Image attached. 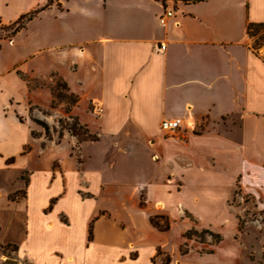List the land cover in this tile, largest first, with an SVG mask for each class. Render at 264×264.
<instances>
[{"label": "crops", "instance_id": "crops-1", "mask_svg": "<svg viewBox=\"0 0 264 264\" xmlns=\"http://www.w3.org/2000/svg\"><path fill=\"white\" fill-rule=\"evenodd\" d=\"M47 1L0 0L2 25L41 10L18 41L0 38V173L27 176L21 199L0 194V233L20 230L0 246H15L17 264H162L158 250L165 264H191L219 253L223 234L239 232L234 190L264 205V55L247 34L264 24V0ZM53 78L74 97L66 114L96 140L45 141L32 126L49 124L51 95L36 83ZM173 119L181 127L163 132ZM74 169L89 170L88 187ZM199 231L218 237L211 249L187 244Z\"/></svg>", "mask_w": 264, "mask_h": 264}, {"label": "rangeland", "instance_id": "rangeland-1", "mask_svg": "<svg viewBox=\"0 0 264 264\" xmlns=\"http://www.w3.org/2000/svg\"><path fill=\"white\" fill-rule=\"evenodd\" d=\"M174 1L175 0H173V2ZM52 4L53 3L47 5V8ZM40 11L41 10H38V12L32 17V19H34L33 21L36 22L35 17L40 15ZM32 22L28 25V28L33 25ZM22 33L21 30L16 32L14 34V41H18L17 38L21 37ZM0 34L5 36V31L0 30ZM252 35L253 36H249L251 39V48L257 53L264 55V31L260 30L258 33H253ZM36 84H40L39 86L43 85L51 95L50 108L42 110L44 118L45 115H48L49 120H45H48L50 125H47L44 121L40 120L41 122H44L48 130L45 132L41 126L32 122V126L42 130L44 140L47 141V138L50 140L53 138V142H57L65 136L70 139L68 134L72 137L71 128H75L77 132L81 133L83 128L78 126L76 119L66 114L72 105L74 97L67 92L64 85L60 82H56L54 78L49 81H38ZM57 109H60L61 112H58ZM30 116L32 118L33 115L30 114ZM32 119L34 120V118ZM75 138L78 141H81L79 140V136ZM93 138L95 140L97 139L96 136H93ZM76 151L77 149L75 148L74 152ZM104 170L106 173L111 174L109 169L106 168ZM87 173H89V170H86L85 172L84 169L83 171L82 169H79V171L76 169L73 170V180L82 188L88 187L86 186V183L88 182ZM15 175H17L15 169H13V171L0 173V194L9 191L8 197L11 201H14L17 197L18 199L23 197L25 181H27L25 173H21L14 178ZM228 205L231 209L232 215L236 218L239 232L233 235L231 234L232 231H226L222 236V245L224 246L220 249L221 251L219 253L200 258L198 261L192 260L191 264H264V205L259 206L254 204L253 201H250L246 196H243L237 188L229 198ZM0 207H2L1 202ZM6 220L7 219L5 218L4 222H6ZM19 233L20 230L16 231L13 224H11V226L9 225L7 228L4 227L1 231L0 241L4 242L16 239ZM192 238L193 241L187 243L189 246L196 245V247H199L200 249L205 248V250H208L210 248L208 246L213 244L215 240V238H212L206 231H199L198 235ZM201 238L203 239V242H208L209 244L205 247L197 244V242H200ZM235 239L237 246L234 247L231 246V242L233 240L235 241ZM0 247L3 254L9 256V258L3 259L2 264H17V262L10 256L15 250V246L1 245ZM157 254L158 258L162 259V264H165L166 258L164 253L158 250ZM172 261L173 260H171V263ZM153 262H155V260Z\"/></svg>", "mask_w": 264, "mask_h": 264}, {"label": "trees", "instance_id": "trees-1", "mask_svg": "<svg viewBox=\"0 0 264 264\" xmlns=\"http://www.w3.org/2000/svg\"><path fill=\"white\" fill-rule=\"evenodd\" d=\"M53 0H48L47 1V5H50L52 3ZM161 2H164L165 0H159ZM37 11L35 12H31L27 15H24L22 17H20L16 22L11 23L9 25H2L0 23V30L5 31V36H2L0 34V38L1 37H11L13 36L16 32H18L19 30L23 29L26 22L29 21L35 14ZM260 30L264 31V24H249L247 26V34L248 36H253V33H258ZM37 125L41 126L45 132L48 130L46 125L44 124V122H41L39 120H35L34 121ZM71 135L73 137H77L79 136V140H95L93 137L87 135L86 130L82 129L81 133L77 132L75 130V128H71ZM151 224L152 226H154L155 228H157L160 231H163V227H161L157 222H155L154 220H151ZM166 228V227H165ZM212 238H215V241L218 240V237L216 235L213 234H209Z\"/></svg>", "mask_w": 264, "mask_h": 264}, {"label": "built area", "instance_id": "built-area-1", "mask_svg": "<svg viewBox=\"0 0 264 264\" xmlns=\"http://www.w3.org/2000/svg\"><path fill=\"white\" fill-rule=\"evenodd\" d=\"M173 16V10L172 9H166L164 11L163 17L159 19V23L161 25H165L166 19ZM157 51H164L165 45L161 44L160 46H157L155 48ZM96 111L98 114L102 112V109L99 105L96 106ZM182 125V120L180 119H173V120H163L160 124V128L163 132L172 134L175 131H177Z\"/></svg>", "mask_w": 264, "mask_h": 264}]
</instances>
